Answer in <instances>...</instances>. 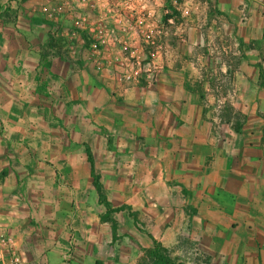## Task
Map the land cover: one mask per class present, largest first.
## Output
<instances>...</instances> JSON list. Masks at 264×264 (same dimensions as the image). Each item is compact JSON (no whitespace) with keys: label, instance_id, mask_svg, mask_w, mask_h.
I'll list each match as a JSON object with an SVG mask.
<instances>
[{"label":"crops","instance_id":"crops-1","mask_svg":"<svg viewBox=\"0 0 264 264\" xmlns=\"http://www.w3.org/2000/svg\"><path fill=\"white\" fill-rule=\"evenodd\" d=\"M13 1L0 0V123L9 121L0 225L26 223L7 201L44 207L26 224L28 258L35 264L44 244L47 264H264V0H186L187 16L173 10L154 86L115 84L112 68L97 74L64 58L62 28L75 26L83 4L72 1L70 13L62 0H23L21 12ZM173 1L153 4L159 19ZM126 41L142 57L133 33ZM50 90L62 96V140L40 117ZM61 144L56 163L51 148ZM25 191L37 198L18 202ZM71 229L74 263L64 260ZM23 236L14 238L22 249Z\"/></svg>","mask_w":264,"mask_h":264},{"label":"built area","instance_id":"built-area-1","mask_svg":"<svg viewBox=\"0 0 264 264\" xmlns=\"http://www.w3.org/2000/svg\"><path fill=\"white\" fill-rule=\"evenodd\" d=\"M72 1L77 6L83 4L85 9L80 11L82 17L75 26L62 28L68 58L77 60L81 51L77 57L95 73L112 68L115 84L143 78L150 86L156 85L161 70L157 61L159 49L166 43L170 26L174 24L173 10L182 17L189 14L186 0H174V9L166 11L163 19L158 18L153 8L157 0H62V6L69 7L70 13L74 9ZM131 33L144 48L142 57L126 41ZM64 260L70 261L69 251L64 254ZM0 264H34L2 226Z\"/></svg>","mask_w":264,"mask_h":264},{"label":"rangeland","instance_id":"rangeland-1","mask_svg":"<svg viewBox=\"0 0 264 264\" xmlns=\"http://www.w3.org/2000/svg\"><path fill=\"white\" fill-rule=\"evenodd\" d=\"M8 1V0H7ZM22 2H23V0H14L13 2H8V8L10 9V10H16V11H21L22 12V8H23V6H22ZM185 25L186 24H184V25H180V26H178L179 27V31H181V33H183V28H185ZM177 27V28H178ZM64 41V38L62 37V46L64 47L65 46V42H63ZM66 47V46H65ZM65 49V48H64ZM62 55L64 56V58H66L68 61H76V60H72V59H69L68 58V55H67V49H65V50H62ZM80 55H81V51L77 54V56H79L80 57ZM76 56V58L75 59H77V62L78 61H81L80 59H79V57H77ZM162 72V71H161ZM161 74V73H160ZM29 77V76H28ZM28 80H29V78H25L24 79V82L25 83H27L26 84V88H25V90L27 91V90H29L28 91V93H30V94H35V90L33 91V89L30 87V86H33V84H34V86H35V82L34 81H31V84H29L28 83ZM37 84V83H36ZM40 86L42 85V82H40V84H39ZM48 89V88H47ZM44 91H42V93H43ZM50 94H51V96H50V98H46L45 97V95L46 94H43L44 95V97H43V102L41 101L40 102V106H38V108L40 109L39 111H40V117L42 118V116L41 115H43L44 114V117L46 118V117H48V119L47 120H50L51 121V123L53 124V126H54V128H52V129H50L51 130V132H54V134H53V136L55 137V138H59V139H61L62 140V128H61V126H60V124L58 123V122H56V119H58V116H57V111H58V109H60L61 108V104H62V96L60 95V91H56L55 93H53V91H51L50 90ZM53 93V94H52ZM40 97H38V99H39ZM42 108V109H41ZM8 119H6L5 121H3L2 123H0V130L3 132L5 129H7V126H8ZM34 130V132H36L37 134H41L40 132L41 131H37V130H35V129H33ZM53 130V131H52ZM27 132V131H26ZM41 137V136H40ZM37 147H32V149H33V151H35L34 153L35 154H38V151L40 150L39 148L38 149H36ZM62 144H61V146H56V147H53V148H51L52 149V151H53V156L55 157H57V159L55 160L56 161V163L58 162V161H60L61 159V156H62V153H61V151H62ZM17 149V148H16ZM17 151V150H16ZM22 152H26V150H24V151H22ZM22 152L20 153V154H22ZM41 153H39V155H40ZM21 158V157H20ZM36 159V158H35ZM53 163H55V162H50V161H48V160H46L42 165H45L46 167H47V169L49 168L50 169V171H52L51 172V174H52V176L53 177H51L53 180H55L56 181V183H59L60 185H62V173H59V171L55 168V167H58V165L56 164H53ZM53 165H55V166H53ZM30 167H33V166H30ZM35 169H37V166L35 165ZM41 167L40 168H38V171H41ZM91 174H92V177H93V180H94V185H95V182H96V179H95V177H97V180L99 181V184L101 185V183H100V177H99V175L98 174H96L95 172H94V169H93V167L91 168ZM95 188H96V185H95ZM96 191H97V193H98V190H97V188H96ZM31 193V192H30ZM22 195H20L19 193H18V195H17V199H18V202H21V203H24V201H26L28 198H30V196L31 197H34L35 199L37 198V196L36 195H33L32 193V195H28L29 193H27V191H25L24 193H21ZM101 194H102V196L100 197V195H99V193H98V196H99V198H100V201L102 202V204H104L105 206H106V208H107V211H109L110 210V208H109V205H108V203H107V201H106V197H105V195H104V193L102 192V185H101ZM16 202V201H15ZM10 203H12V202H9V201H7V202H5V204H4V207L7 209V210H9L10 212L9 213H11V214H14L15 216H18L19 215V217H20V219H22V220H25V222L26 223H24L23 225H20V228L19 227H17V228H12V227H10V226H8V225H6V224H3V225H0V226H2V228H3V230H5V231H7V232H9L10 233V235H12V236H14V238H16L17 239V236L19 235V233H23V243H21V246L23 247V249H24V251H26L28 254H29V252H28V247H30L31 245H32V239H31V237H29L28 238V236H26V233L24 232L25 230H26V224H29L30 222H31V220H35V219H40L42 216V214L44 213V207L42 206V205H40L39 207H35V209L34 210H32V209H28L27 207H26V205L24 206L23 204H20V208H18V206L17 205H14V206H11L12 204H10ZM21 206L23 207V208H21ZM72 208L74 209V210H76V208H77V204L76 203H74L73 204V206H72ZM12 210V211H11ZM17 211V212H16ZM31 219V220H30ZM68 247H69V252H70V263H74V260H73V254H74V250H75V247H76V245H77V242H78V236H77V234H76V232L73 230V229H71L70 231H69V236H68ZM39 246V245H38ZM40 251H39V256L36 258L37 259V261H36V263L35 264H37V262L38 263H41L42 261H45L46 262V259H45V255H46V252H47V250H44V244H41L40 246ZM30 255V254H29ZM62 256V255H61ZM62 259V258H61ZM166 264H172V263H170V262H165ZM46 264H47V262H46Z\"/></svg>","mask_w":264,"mask_h":264},{"label":"trees","instance_id":"trees-1","mask_svg":"<svg viewBox=\"0 0 264 264\" xmlns=\"http://www.w3.org/2000/svg\"><path fill=\"white\" fill-rule=\"evenodd\" d=\"M95 179H96L95 185H96L98 193H99V195L101 197L102 196V194H101V185L99 184V181L97 180V177H95Z\"/></svg>","mask_w":264,"mask_h":264}]
</instances>
